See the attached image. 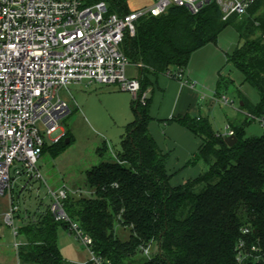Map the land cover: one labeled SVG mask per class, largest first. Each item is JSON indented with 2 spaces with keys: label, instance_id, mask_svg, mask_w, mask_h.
<instances>
[{
  "label": "trees",
  "instance_id": "16d2710c",
  "mask_svg": "<svg viewBox=\"0 0 264 264\" xmlns=\"http://www.w3.org/2000/svg\"><path fill=\"white\" fill-rule=\"evenodd\" d=\"M104 1L109 13H129L127 0ZM227 26L238 33L230 60L244 81L255 88L259 102L253 104L238 91L244 117L229 121L237 140L232 146L215 132L207 117H172L201 139L188 163L200 158L206 169L184 183L172 186L165 168L166 155L148 130L152 119L149 100L132 99L134 118L120 137L116 159L104 160L86 170L91 195H68L64 209L91 237V252L101 264H130L135 253L156 243L153 256L143 264H235V243L241 227L249 226L264 249V128L259 136L244 137L250 121L244 112L264 117V0H254L242 15L222 19L211 1L196 13L184 6H170L164 13L135 21L133 36L126 33L121 49L139 68L140 93L151 81L149 75L174 67L183 70L191 53L215 42ZM49 146L52 154L63 148L65 138ZM70 140V139H69ZM103 147H99L101 152ZM18 233L24 237L17 251L21 264H64L56 242L58 224L47 207L22 215ZM129 228L121 240L114 225ZM85 264H95L89 260ZM242 264H264L244 261Z\"/></svg>",
  "mask_w": 264,
  "mask_h": 264
},
{
  "label": "built area",
  "instance_id": "2783aa9c",
  "mask_svg": "<svg viewBox=\"0 0 264 264\" xmlns=\"http://www.w3.org/2000/svg\"><path fill=\"white\" fill-rule=\"evenodd\" d=\"M214 1L222 19L231 14L242 15L254 0H155L125 15L109 13L104 1L93 0H0V195L9 192L10 207L2 213V222L14 230L19 206L14 203L12 174L26 180L40 179L36 167L46 139L61 138L59 120L68 105L59 95L63 87L86 80L88 83L116 84L133 99L144 104L148 88L140 93V82L126 75L128 58L121 49L124 35L135 33V21L143 16H157L170 6H184L196 13ZM181 84L194 87L184 77L181 67L163 73ZM217 101L231 105L221 95ZM249 120H257L264 128V117L244 112ZM234 134L228 127L225 136ZM49 211L56 221L87 246L91 261L101 260L90 250L91 237L64 209L68 192L51 190ZM235 243V264L244 261L264 262V249L254 238L249 226L240 229ZM21 243H14L17 251ZM147 247L142 248L147 253ZM19 262V260H18ZM19 264H21L19 262ZM78 264V263H72Z\"/></svg>",
  "mask_w": 264,
  "mask_h": 264
},
{
  "label": "rangeland",
  "instance_id": "374dc122",
  "mask_svg": "<svg viewBox=\"0 0 264 264\" xmlns=\"http://www.w3.org/2000/svg\"><path fill=\"white\" fill-rule=\"evenodd\" d=\"M238 41L237 31L232 26H227L218 34L215 42H208L194 50L184 68V72L191 69L202 80V84L196 87L201 108L208 106L209 109H204L208 114L206 117L212 129L222 135L228 132L229 121H240L244 117L238 110V91L253 104L259 102L255 88L244 81L242 72L230 60ZM126 75L138 78V66L129 62ZM81 82L87 83L86 80ZM94 85L96 86L87 83L86 87H76L71 84L60 89L59 95L68 105L69 112L59 120V133L62 139L64 135H68L66 138L70 140L56 154H52L48 147L40 153L36 167L41 178L26 180V176L14 177V172L11 171V194L14 203L19 206L18 213L24 215L26 210L30 214L44 210L52 199L50 189H65L72 199L79 198V195L90 196L86 170L104 160L116 159L120 137L127 123L134 118L133 97L116 84ZM221 95L226 96L232 104L218 102L217 98ZM262 133L263 127L255 119L248 121L244 127V137L259 136ZM51 143L56 142L47 138L46 145ZM99 147H103L101 152L98 151ZM181 149V145H177L173 152L175 155H172L171 159H175L177 154L182 152ZM205 169V163L198 158L193 164L186 162L185 168L176 169L172 175L180 177L188 171L199 175ZM9 196L8 191L0 195V264H19L14 243H24V237L20 233L15 234L17 229L14 230L1 221L2 213L10 207ZM19 225V222L14 223L16 228ZM114 231L121 240L129 236V228L118 223L114 225ZM56 242L64 264H85L91 259V253L81 238L61 224L56 227ZM156 249V243H152L148 245L147 253L143 249L138 250L130 264H143L148 257L155 254Z\"/></svg>",
  "mask_w": 264,
  "mask_h": 264
},
{
  "label": "crops",
  "instance_id": "0c3cea01",
  "mask_svg": "<svg viewBox=\"0 0 264 264\" xmlns=\"http://www.w3.org/2000/svg\"><path fill=\"white\" fill-rule=\"evenodd\" d=\"M154 1L127 0L126 4L129 11H134L140 7L149 6ZM184 73L187 81L196 84L194 87L183 85L178 80L169 79L163 74H157L149 77L151 83L148 86L150 91L147 94L149 114L152 117L148 123V130L160 151L166 155L165 168L170 175L169 182L172 186L182 184L189 178L197 176L194 171H188L186 175L180 177H174L172 174L180 167L185 168L186 162L189 164L188 161L197 152L201 139L171 118L184 115L196 118L206 117L208 114L204 112V109H209L208 106L201 108L200 95L196 88L197 85L202 84V80L191 69ZM87 83L78 82L74 83V86L86 87ZM88 84L99 85V83ZM123 95L126 96V94ZM177 145H181L182 152L178 153L175 159H171V156L175 155L173 152Z\"/></svg>",
  "mask_w": 264,
  "mask_h": 264
},
{
  "label": "water",
  "instance_id": "95a60500",
  "mask_svg": "<svg viewBox=\"0 0 264 264\" xmlns=\"http://www.w3.org/2000/svg\"><path fill=\"white\" fill-rule=\"evenodd\" d=\"M239 104L241 105L242 102H239ZM237 138L234 134H231V135H227L225 137V142L228 146H232L235 142H236ZM69 142V138H66L65 139V143H68Z\"/></svg>",
  "mask_w": 264,
  "mask_h": 264
}]
</instances>
